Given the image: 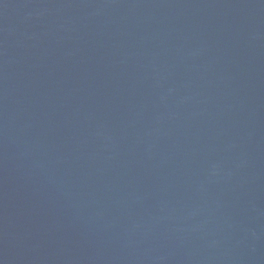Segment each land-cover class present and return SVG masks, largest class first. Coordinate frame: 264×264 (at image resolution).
Masks as SVG:
<instances>
[{
  "label": "water",
  "instance_id": "obj_1",
  "mask_svg": "<svg viewBox=\"0 0 264 264\" xmlns=\"http://www.w3.org/2000/svg\"><path fill=\"white\" fill-rule=\"evenodd\" d=\"M0 264H264V0H0Z\"/></svg>",
  "mask_w": 264,
  "mask_h": 264
}]
</instances>
